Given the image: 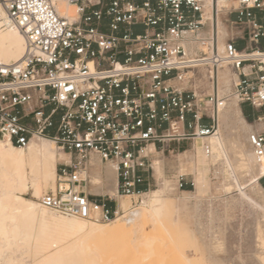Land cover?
Returning a JSON list of instances; mask_svg holds the SVG:
<instances>
[{
	"label": "built area",
	"instance_id": "1",
	"mask_svg": "<svg viewBox=\"0 0 264 264\" xmlns=\"http://www.w3.org/2000/svg\"><path fill=\"white\" fill-rule=\"evenodd\" d=\"M64 1L74 18L59 0H0L26 40L19 61L0 64V141L48 139L67 156L43 207L110 223L125 215L117 197L156 185L153 158L215 134L232 97L264 124V0ZM249 142L262 161L264 129ZM93 160L113 166L116 196L92 194Z\"/></svg>",
	"mask_w": 264,
	"mask_h": 264
},
{
	"label": "bare ground",
	"instance_id": "2",
	"mask_svg": "<svg viewBox=\"0 0 264 264\" xmlns=\"http://www.w3.org/2000/svg\"><path fill=\"white\" fill-rule=\"evenodd\" d=\"M59 1L58 8L62 15L74 18L75 8L66 4L64 0ZM25 49L24 35L11 23L5 9L0 6V64L19 61ZM231 74L229 70L221 72L222 88L223 86L229 88ZM223 114L225 119L231 121L234 115L241 116V111L234 101L227 103L226 108L219 114L217 132L204 138L207 142L205 149L208 145L209 150H206L212 160L223 161L228 190L235 187V170L256 172L252 191L257 197H252L251 200L252 207L257 209L258 214L256 225L258 259L260 264H264V187L259 181L264 176V159L260 161L255 156L249 140L245 137V133L251 127L244 117H240L243 122L240 128L236 127V124L232 125L233 132L239 130V134L228 139L222 132ZM42 140L44 141L41 144L30 142L25 149L0 141V264H111L109 259L103 260L96 256L91 241L125 232L127 226L124 220L123 222L119 220L126 214L105 225L43 207L40 198L44 195L45 187L51 185L55 190L57 165L61 160H67V156L64 153L58 154L51 140ZM229 150L236 153L235 160L229 156ZM93 162L92 191L117 194V178L113 166H108L103 171L98 160ZM162 191L153 192L147 201H143L140 208L131 212L128 223L138 225L149 219L153 224L163 228H168L169 225L176 226L167 200L161 194ZM240 191L241 195L250 199L245 191L242 189ZM28 194H31V197H26ZM188 195L192 196L190 193ZM120 204L122 207L125 206L123 202ZM129 209H124V212ZM153 237L139 241L151 253L146 255L148 254L146 252L144 260L151 257L149 259L153 261L152 257H155L153 252H159L156 248L157 243L156 246L153 244L156 241V238L152 239ZM215 247L219 248L221 244L217 243ZM155 249L157 250L154 251ZM159 253L156 257L160 258ZM26 258H31L32 261L27 262ZM149 259L144 262L147 263ZM150 262L149 264L152 263ZM212 264L222 263L214 260Z\"/></svg>",
	"mask_w": 264,
	"mask_h": 264
},
{
	"label": "rangeland",
	"instance_id": "3",
	"mask_svg": "<svg viewBox=\"0 0 264 264\" xmlns=\"http://www.w3.org/2000/svg\"><path fill=\"white\" fill-rule=\"evenodd\" d=\"M230 77L229 88L227 89L225 86L223 88L226 89L222 88L225 93L232 90L233 73ZM199 85L203 89L204 81L199 82ZM208 90L209 88L206 91L208 92ZM231 101H234L242 112L241 116L234 115L231 121L225 119V113L223 114L222 132L228 139L239 134V130L233 132L232 125L236 124L235 126L240 128L243 125L240 117H244L251 127L245 133L246 139L249 140L248 136L253 129H264V124L259 125L254 120L250 121L244 115L242 106L235 97H232L228 103ZM248 107L246 105L244 108L246 113L249 111L250 107ZM209 136L211 135L191 136L180 148V153L176 152L172 155L165 153L153 158L156 169V185L139 198L117 197V204L121 209L130 208L125 212V217L119 220V222L124 220L127 228L123 233L92 240L91 247L96 256L103 260L109 259L111 264H149L150 261L151 264H212L214 260H219L222 264H260L256 238L258 214L256 213L257 209H253L251 200L252 197H257L252 191L256 172L254 170L247 172L235 170V187L228 190L223 161L212 160L205 149L207 142L204 138ZM43 141L35 139L31 142L41 144ZM51 143L58 154L63 153L58 150L54 142L51 141ZM228 153L235 160L236 153L233 150H229ZM108 166L112 165L108 164ZM180 174L186 175L187 179L195 185L192 188L179 189L177 180ZM261 178L263 179L264 176ZM241 189L250 199L241 195ZM51 190H54L53 187L47 185L44 194ZM157 190H163L161 194L167 200L176 226L169 225L168 228H163L153 224L149 219L138 225L128 223L131 212L140 208L143 201H147L149 196ZM94 192L92 191L94 196L117 195L108 192ZM189 193L192 196H189ZM26 197H31V194ZM120 202H123L125 206L122 207ZM135 202L137 207L132 209ZM100 223L109 224V222ZM152 236H154L152 239L156 238L157 241L153 244L156 246L157 243L158 246L156 247L158 250L154 251L160 252L161 250V252H153L155 254V257H152L153 261L149 257L150 259L148 258L149 261L146 263L144 261L148 259L144 260L143 257L145 258L150 252L139 241L148 239V237L151 239ZM215 236H219V238L217 239ZM217 243L221 244V247H215ZM147 248L149 249V247ZM157 253L160 254V258L156 257ZM30 260L32 261L31 258H26L27 262Z\"/></svg>",
	"mask_w": 264,
	"mask_h": 264
},
{
	"label": "trees",
	"instance_id": "4",
	"mask_svg": "<svg viewBox=\"0 0 264 264\" xmlns=\"http://www.w3.org/2000/svg\"><path fill=\"white\" fill-rule=\"evenodd\" d=\"M244 108H245V107H244ZM248 108H249V107H248ZM244 114H245V116H246L250 121L254 120L255 117H256L255 112H253L251 108H249L248 113H246L245 110H244Z\"/></svg>",
	"mask_w": 264,
	"mask_h": 264
},
{
	"label": "crops",
	"instance_id": "5",
	"mask_svg": "<svg viewBox=\"0 0 264 264\" xmlns=\"http://www.w3.org/2000/svg\"><path fill=\"white\" fill-rule=\"evenodd\" d=\"M242 106V110H243V113H244V107L246 106L245 104L241 105ZM242 112V111H241ZM257 114V113H255ZM245 115V114H244ZM254 130V129H253ZM108 164H101L102 168H103V171H105L106 167H107ZM105 167V168H104ZM261 185L264 187V178L262 179L261 178Z\"/></svg>",
	"mask_w": 264,
	"mask_h": 264
}]
</instances>
